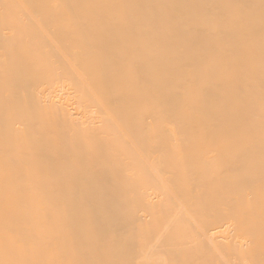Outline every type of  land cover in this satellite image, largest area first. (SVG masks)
Wrapping results in <instances>:
<instances>
[{"label":"bare ground","instance_id":"1","mask_svg":"<svg viewBox=\"0 0 264 264\" xmlns=\"http://www.w3.org/2000/svg\"><path fill=\"white\" fill-rule=\"evenodd\" d=\"M0 264H264V0H0Z\"/></svg>","mask_w":264,"mask_h":264}]
</instances>
